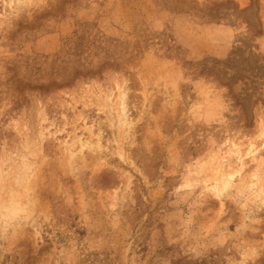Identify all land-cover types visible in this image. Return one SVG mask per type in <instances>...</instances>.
I'll use <instances>...</instances> for the list:
<instances>
[{"label":"rangeland","instance_id":"rangeland-1","mask_svg":"<svg viewBox=\"0 0 264 264\" xmlns=\"http://www.w3.org/2000/svg\"><path fill=\"white\" fill-rule=\"evenodd\" d=\"M32 4L0 158L36 138L42 174L0 264H264V0Z\"/></svg>","mask_w":264,"mask_h":264},{"label":"clouds","instance_id":"clouds-1","mask_svg":"<svg viewBox=\"0 0 264 264\" xmlns=\"http://www.w3.org/2000/svg\"><path fill=\"white\" fill-rule=\"evenodd\" d=\"M32 10V0H5L0 5V26L11 30ZM41 174L38 139L22 137L7 157L0 158V222L11 224L30 218Z\"/></svg>","mask_w":264,"mask_h":264}]
</instances>
